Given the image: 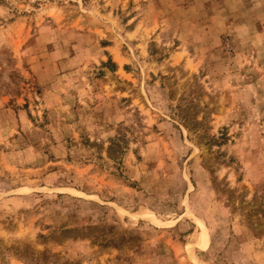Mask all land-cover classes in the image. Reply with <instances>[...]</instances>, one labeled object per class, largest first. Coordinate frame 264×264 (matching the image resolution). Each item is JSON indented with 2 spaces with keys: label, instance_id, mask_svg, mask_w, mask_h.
<instances>
[{
  "label": "rangeland",
  "instance_id": "374dc122",
  "mask_svg": "<svg viewBox=\"0 0 264 264\" xmlns=\"http://www.w3.org/2000/svg\"><path fill=\"white\" fill-rule=\"evenodd\" d=\"M0 264H264V0H0Z\"/></svg>",
  "mask_w": 264,
  "mask_h": 264
}]
</instances>
